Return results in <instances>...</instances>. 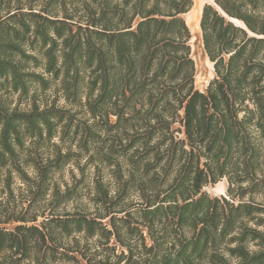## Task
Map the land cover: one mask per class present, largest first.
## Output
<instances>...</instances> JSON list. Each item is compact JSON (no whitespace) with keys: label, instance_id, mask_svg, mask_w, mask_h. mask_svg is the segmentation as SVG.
<instances>
[{"label":"trees","instance_id":"16d2710c","mask_svg":"<svg viewBox=\"0 0 264 264\" xmlns=\"http://www.w3.org/2000/svg\"><path fill=\"white\" fill-rule=\"evenodd\" d=\"M211 1L199 91L192 0H0V264H264V0Z\"/></svg>","mask_w":264,"mask_h":264},{"label":"rangeland","instance_id":"374dc122","mask_svg":"<svg viewBox=\"0 0 264 264\" xmlns=\"http://www.w3.org/2000/svg\"><path fill=\"white\" fill-rule=\"evenodd\" d=\"M192 9L183 16L191 33V57L194 62V87L196 90L203 91L207 86L208 82L213 78L212 64L206 58L201 48L200 42V30H199V19L201 15L202 7L205 4H211V0H192ZM237 23V22H236ZM191 27V28H190ZM195 27V28H194ZM194 28V29H193ZM64 177H67V173L64 172ZM227 184L223 180L212 187H206V191L211 196H221L226 192Z\"/></svg>","mask_w":264,"mask_h":264},{"label":"bare ground","instance_id":"6f19581e","mask_svg":"<svg viewBox=\"0 0 264 264\" xmlns=\"http://www.w3.org/2000/svg\"><path fill=\"white\" fill-rule=\"evenodd\" d=\"M237 24H239V23L237 22ZM239 25H240V24H239ZM190 28H191V27H190ZM194 28H195V27H194ZM194 28H193V29H194ZM191 29H192V28H191ZM191 29H190V30H191Z\"/></svg>","mask_w":264,"mask_h":264},{"label":"water","instance_id":"95a60500","mask_svg":"<svg viewBox=\"0 0 264 264\" xmlns=\"http://www.w3.org/2000/svg\"><path fill=\"white\" fill-rule=\"evenodd\" d=\"M234 23H236L235 21H233Z\"/></svg>","mask_w":264,"mask_h":264}]
</instances>
